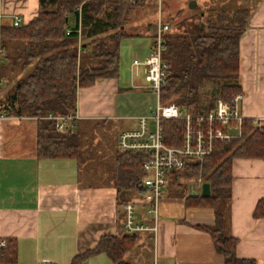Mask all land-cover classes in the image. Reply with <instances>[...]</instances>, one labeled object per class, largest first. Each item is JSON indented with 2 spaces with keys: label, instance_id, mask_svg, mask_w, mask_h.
Segmentation results:
<instances>
[{
  "label": "crops",
  "instance_id": "obj_1",
  "mask_svg": "<svg viewBox=\"0 0 264 264\" xmlns=\"http://www.w3.org/2000/svg\"><path fill=\"white\" fill-rule=\"evenodd\" d=\"M193 1L163 0L160 16L168 24L172 18H188L196 14L195 7H190ZM195 1L196 6L202 4L201 12L217 5L250 9L249 24L240 43L244 94L240 107L245 118H264V0ZM158 8L157 0H143L130 11L125 28L131 35L122 40L140 39L141 55L134 59L145 58L152 50L156 34L152 23ZM39 10L40 0H0L3 25H12L15 16L22 18L21 25L26 24ZM164 11L170 14L168 19ZM83 42V37L78 38L80 50ZM131 66L123 65L121 58L117 78H100L79 90L78 127L80 123L107 119L115 123L114 129L120 134L136 127L138 118L151 112L158 96L142 89L146 84L135 76L141 66ZM30 67L20 71L17 78ZM13 85L6 78L0 80V103ZM37 135V118L7 115L0 108V241L7 243L0 246V264H116L107 252L92 251L103 236L126 231L125 210L111 175L105 176L102 183L94 182V174L87 169L82 173V164L74 158H40ZM196 187L200 188L198 184ZM263 197L264 159L234 160L229 204L220 209V200L219 210L226 233L237 239L238 256L253 259L255 264H264V219L254 216ZM132 200L137 201L138 195L134 194ZM138 209L142 214L143 206ZM215 221L212 207L189 205L183 196L181 202L163 200L162 195L157 236L140 232L136 245L124 258L132 264H223L224 255L217 250L212 235L198 228ZM11 244L16 249L14 258L8 257L12 256ZM144 249L150 251L149 259L142 258ZM134 254L135 260L131 261Z\"/></svg>",
  "mask_w": 264,
  "mask_h": 264
},
{
  "label": "trees",
  "instance_id": "obj_2",
  "mask_svg": "<svg viewBox=\"0 0 264 264\" xmlns=\"http://www.w3.org/2000/svg\"><path fill=\"white\" fill-rule=\"evenodd\" d=\"M141 2L40 0L39 13L28 23L2 26L5 61L1 74L14 85L1 99L0 108L7 115L37 118L40 158H74L79 164L86 162L78 123L75 128L59 130L51 116L76 114L80 89L94 85L100 78L120 75L121 41L131 35L125 26L131 9ZM227 9L169 21L161 102H174L184 112L206 114L216 109L219 99L229 101L243 92L240 43L251 11L246 7ZM152 25L156 32V21ZM79 28L85 40L81 50ZM87 48L90 50L85 51ZM29 66L30 71L17 78ZM184 122L178 119L166 123L168 145L179 146L183 142ZM148 158L145 152H124L118 148L109 171L122 204L131 201L134 194L143 195V163ZM238 158L264 159V126L255 125L252 118L244 119L241 136L216 142L210 156L191 162L172 175L183 176L192 183H211L209 197L191 195L190 190H184L182 196L189 205L215 209V223L198 228L212 235L217 250L224 255L223 264H255L253 259L238 256L237 239L226 233L224 216L219 210V201L231 197L233 162ZM254 216L264 219V197L258 201ZM138 238V232L106 235L92 251L107 252L116 264H132L124 257ZM10 249L12 256L8 257L14 258L15 245L11 244Z\"/></svg>",
  "mask_w": 264,
  "mask_h": 264
},
{
  "label": "built area",
  "instance_id": "obj_3",
  "mask_svg": "<svg viewBox=\"0 0 264 264\" xmlns=\"http://www.w3.org/2000/svg\"><path fill=\"white\" fill-rule=\"evenodd\" d=\"M157 1L159 8L154 45L148 56L143 59H134L132 67H143L149 82L143 87L154 91L158 96V102L150 113L138 118L136 127L122 130L118 137L119 150L149 154V158L143 163L145 173L141 183L143 195L138 196L137 201L131 200L123 204L125 229L128 233L149 231L154 236H157L159 230L161 198L172 172L184 169L191 162L203 161L213 153L216 142H226L241 136L245 119L240 107L244 98L243 93L233 96L229 101L219 99L216 109L206 114L184 112L174 102H161V85L166 77L163 53L166 50V34L171 30V26L160 16V6L163 0ZM1 19L0 11V80H2L1 67L5 61ZM21 21L20 16H15L12 25L20 26ZM78 30L81 39V29ZM70 32L71 29L68 28L67 34ZM51 117L56 120V127L59 130L75 128L79 119L77 113ZM178 119L185 121L183 142L179 146H171L165 141L166 123L169 120ZM254 124L264 126V118L254 119ZM139 205L143 206L142 214L138 211ZM6 244L5 240L0 241V246ZM44 264L54 263L48 261ZM154 264L160 263L155 261Z\"/></svg>",
  "mask_w": 264,
  "mask_h": 264
},
{
  "label": "rangeland",
  "instance_id": "obj_4",
  "mask_svg": "<svg viewBox=\"0 0 264 264\" xmlns=\"http://www.w3.org/2000/svg\"><path fill=\"white\" fill-rule=\"evenodd\" d=\"M225 8H228V11H232V9H234L235 7H226V5L220 7L217 5V7H215V11H221V9ZM201 10L202 4H199L194 8V12L196 14L200 13ZM169 15L170 14L165 12V17H167V19ZM133 17L135 18V15H133ZM133 30L134 29L131 28V31ZM139 41L140 39L137 37L126 38L122 40L123 45L121 48V58L123 65H125V63H128L129 66L132 65L134 57H139L141 55V52H139L138 49L141 48L140 44H138ZM85 53L87 54V52ZM143 70V67H140L138 71L140 73L135 76H138L142 83L147 85L149 84V82L146 80ZM1 79H4L2 77V74ZM9 83H11V81H9ZM142 89L151 91V89L147 87H144ZM114 125L115 123H113L112 120L107 119L93 120L88 124L83 125L82 123H80L79 125V133L82 137V148L85 160L88 157V160L82 163V173H85L87 169V171H89L88 173L94 174V182L102 183L105 179V176L110 174L109 170L111 169L115 161V156L118 151L117 144L119 133L114 129ZM171 176L172 177L169 178L168 182L165 185L163 200L167 199L181 202L182 195H184V190H186L187 192L191 190L190 186L192 181L189 179H185L183 176ZM197 184L201 186L199 181L197 182ZM228 204L229 199H223L220 203V209H222V207H228ZM142 252V258H144V260L149 259L150 251L148 249H144ZM134 256L136 257V254L130 257L131 261L135 260Z\"/></svg>",
  "mask_w": 264,
  "mask_h": 264
},
{
  "label": "water",
  "instance_id": "obj_5",
  "mask_svg": "<svg viewBox=\"0 0 264 264\" xmlns=\"http://www.w3.org/2000/svg\"><path fill=\"white\" fill-rule=\"evenodd\" d=\"M196 1L194 0L193 2H191L190 7L194 8L196 7ZM196 183H192L191 184V190H190V194L193 195H200L202 197H209L211 196L212 193V186L211 183L208 181L202 182L200 188L196 187Z\"/></svg>",
  "mask_w": 264,
  "mask_h": 264
}]
</instances>
